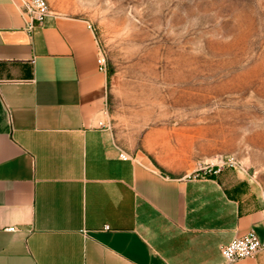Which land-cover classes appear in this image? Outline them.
<instances>
[{"label":"crops","instance_id":"0c3cea01","mask_svg":"<svg viewBox=\"0 0 264 264\" xmlns=\"http://www.w3.org/2000/svg\"><path fill=\"white\" fill-rule=\"evenodd\" d=\"M26 28L20 1L0 0V264H223L234 239L264 243V198L229 170L120 158L87 22L51 10Z\"/></svg>","mask_w":264,"mask_h":264},{"label":"rangeland","instance_id":"374dc122","mask_svg":"<svg viewBox=\"0 0 264 264\" xmlns=\"http://www.w3.org/2000/svg\"><path fill=\"white\" fill-rule=\"evenodd\" d=\"M95 31L118 146L164 176L205 166L264 198V0H47Z\"/></svg>","mask_w":264,"mask_h":264},{"label":"built area","instance_id":"2783aa9c","mask_svg":"<svg viewBox=\"0 0 264 264\" xmlns=\"http://www.w3.org/2000/svg\"><path fill=\"white\" fill-rule=\"evenodd\" d=\"M20 9L27 19V31L31 32L36 24H43L45 20L50 16L51 9L47 0H19ZM89 29H92L91 25H88ZM98 66L100 72L107 74L105 59L99 50ZM100 126H103L100 124ZM120 158L123 161H128L130 156L126 153H122ZM220 172L219 169H215L214 166H205L197 169L190 175L193 179L208 178L210 176L217 175ZM108 227H106V230ZM13 231V229H10ZM264 249V243H262L255 232L250 231L246 235L236 238L229 244L221 248V255L223 258V264H238L242 260L255 258Z\"/></svg>","mask_w":264,"mask_h":264}]
</instances>
